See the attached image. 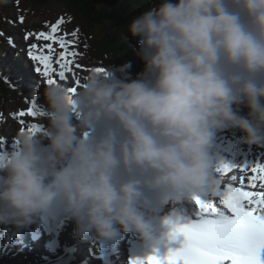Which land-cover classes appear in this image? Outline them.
<instances>
[{
	"label": "clouds",
	"instance_id": "obj_1",
	"mask_svg": "<svg viewBox=\"0 0 264 264\" xmlns=\"http://www.w3.org/2000/svg\"><path fill=\"white\" fill-rule=\"evenodd\" d=\"M127 31L144 72L93 67L75 92L46 83L44 128L18 131L16 149L0 151V225L16 235L59 207L81 238L135 232L155 248L145 190L216 192L225 128L264 146V0H160Z\"/></svg>",
	"mask_w": 264,
	"mask_h": 264
},
{
	"label": "snow or ice",
	"instance_id": "obj_2",
	"mask_svg": "<svg viewBox=\"0 0 264 264\" xmlns=\"http://www.w3.org/2000/svg\"><path fill=\"white\" fill-rule=\"evenodd\" d=\"M23 22V17L20 18ZM65 22L64 17H61L51 25L50 31L40 32L36 34V39H43L50 43L43 47L49 53L55 51L53 44H59L63 49L58 53L56 61L59 64L60 71L58 73L60 81L67 79L66 72H73L70 65L72 60H67L66 56L75 57V51L69 52L68 48L74 44V40H69V35L76 37L79 29L74 32H65L63 36H57L60 25ZM33 35L28 33L24 39H28ZM37 44H32L29 48V55L33 61H38L39 65L35 71L41 73L46 78L47 83L58 82L53 78L52 56L51 54H34L33 50L37 49ZM64 61V62H61ZM76 68L81 65L76 64ZM102 70V68H97ZM79 85L80 81H75ZM71 91H76V86H73ZM42 115L43 110L36 99H32L31 107L27 113L21 111V117L25 115L36 116ZM23 123V121H21ZM23 130V129H21ZM40 131V125L35 124L31 129ZM6 143L4 137H0V148H3ZM251 169L252 173H259L249 177V181L253 187L257 179L261 181L260 188L264 189V165H229L222 163L218 172L221 175L220 184L216 190L217 196L220 198V203L229 211L215 207L213 201L201 200L198 196L194 197L196 204L200 208L199 219L187 224L172 225L171 238L175 239L178 235L183 236L182 245L177 249H169L168 252L161 256L158 253L148 255L143 259L134 258L130 264H264V191H245L242 188L233 187L229 183L226 188L221 189L224 174L233 169L245 171ZM241 177V183H243ZM232 181L236 180V176L231 177Z\"/></svg>",
	"mask_w": 264,
	"mask_h": 264
},
{
	"label": "rangeland",
	"instance_id": "obj_3",
	"mask_svg": "<svg viewBox=\"0 0 264 264\" xmlns=\"http://www.w3.org/2000/svg\"><path fill=\"white\" fill-rule=\"evenodd\" d=\"M14 2H18L19 0H13ZM23 3L24 7H27L28 5L37 8L38 10H35L38 12L36 16H33V20H29V22L24 23V25L18 26L12 34H16L17 38L19 41L15 40L14 38L13 41L10 42L11 45H13L15 50H20L18 47L19 44H22L24 49L26 50V59H25V64L26 66H31V69L34 70L35 76L39 79L40 78L36 75L35 69L37 66L43 68L42 65H39L38 61H33L31 56L28 54L29 53V48L32 44H37V49H34L33 52L34 54H51L52 56V67L56 65V67H53V73L56 79L58 81L59 78V64L56 63L58 57V53L60 51H63L59 47V44H53V48L55 49L54 52L49 53L47 49H45L43 46L47 43H50L49 41H44L43 39L37 40L36 39V34L40 32H48L50 31L51 25L55 23L57 20H59L61 17H64L65 22L60 25V28L58 32L56 33L57 36H63L65 32L71 33L79 29V32L77 33L76 37H73L69 35L67 39L69 40H74L75 43L70 45L68 48L69 52L75 51L77 55L75 57H72L70 55L66 56L67 60H72V64L70 67H72L73 72L77 75L76 77L73 76L72 72H66V77L67 79L62 81L65 83H69L72 86H77L75 81L79 79L81 80V77L86 74L91 68L96 67V68H105L106 66H110V63L108 61H93L89 59L88 52H91L93 48V37L89 35L87 32V29L84 25V18H82L79 14L80 12H74L76 17H73L69 15L67 12V8L65 7V3L63 1L57 2L53 5H49L47 3H42L40 5H35L31 2V0H21ZM30 8V7H29ZM16 9L15 7L12 9L11 13L15 15L14 10ZM33 9V8H32ZM72 9V8H71ZM44 10V11H43ZM72 10H76L73 8ZM46 17L44 20H42L44 17ZM23 17V15L20 16V18ZM41 17V18H39ZM18 22H20L18 20ZM0 23H4V20L0 19ZM28 33H32L33 35L29 36L28 39H24V36L27 35ZM138 43V38L131 36L129 38V45L133 43ZM139 45V44H138ZM133 49V48H132ZM134 56L131 55V58L129 59L130 61L126 62V64H131V67L128 69L127 75L130 79H135L138 74L144 72L145 69V62L141 59L139 55V46L134 48ZM96 49H93V52ZM94 54L97 56V52H94ZM1 57V56H0ZM55 64H54V63ZM64 62V61H61ZM79 64L81 65L80 68H76L75 65ZM32 80L29 79V83L26 86L27 88L30 86ZM46 79H45V84L43 80L41 79V85H46ZM43 86V87H44ZM8 108L9 111H6L3 116H0V137H4V135L9 134V135H16L18 131L21 129L24 130L26 125H24V120L23 118L19 115L20 111H14L11 106ZM17 112V113H16ZM15 118L19 120V122L15 121ZM23 121V123H21ZM6 140V137H4ZM46 143V141H45ZM240 142L236 143L235 140L233 139H224L220 138L218 134H216L215 137V154L218 155L220 158L223 159L225 163H232V165H248V166H254V165H264V151L261 149L254 150L250 145ZM5 146V145H4ZM14 149H16V144H13ZM261 146H259L260 148ZM2 149V148H1ZM1 151H6L2 149ZM14 151V150H11ZM10 152V151H7ZM233 175L236 176V180H241V177L245 179V181L249 182V177L251 176H258L259 173H252L251 170H245L241 171L240 169H233L229 173V177H232ZM260 183L261 181L259 179L256 180L255 185L257 188H260Z\"/></svg>",
	"mask_w": 264,
	"mask_h": 264
},
{
	"label": "trees",
	"instance_id": "obj_4",
	"mask_svg": "<svg viewBox=\"0 0 264 264\" xmlns=\"http://www.w3.org/2000/svg\"><path fill=\"white\" fill-rule=\"evenodd\" d=\"M39 1H58V0H36ZM66 2V4L70 7V9L75 8L76 12H80V15L82 18H84L85 22L87 23V26L91 29L101 28L103 37H106V39H103L101 42H103V48L99 49L97 52L105 53L107 50L113 48V44L116 43V40H121V38L124 36V33L120 31V27L122 26L125 28L127 26L126 24V17H129V13L127 12V7L130 8L129 3L135 2L137 0H121L118 5H116L114 8H110L109 6L101 5L102 8H99L98 5H95L92 3L91 0H60ZM104 7V8H103ZM69 9V8H68ZM113 23L115 26L117 25L119 28H115V26L110 25ZM121 25V26H120ZM112 42V43H111ZM240 114L241 115H247L249 109L246 105L242 104L239 106ZM234 130L235 132H238V134H241L242 136H245V133H243L238 128H230ZM14 262H17V260H13Z\"/></svg>",
	"mask_w": 264,
	"mask_h": 264
},
{
	"label": "bare ground",
	"instance_id": "obj_5",
	"mask_svg": "<svg viewBox=\"0 0 264 264\" xmlns=\"http://www.w3.org/2000/svg\"><path fill=\"white\" fill-rule=\"evenodd\" d=\"M23 73L28 74V76H27L28 79L33 81L32 83H34V85H35V89H33L35 91V94H34V97L32 99H36L38 104L40 105V107L43 110L44 98H43L42 92H43V88H44L43 86L44 85H41V79L39 81V79L35 76V74H33L34 70L31 69V66H27ZM39 74H41V73H39ZM38 76L40 78H42L41 75H38ZM19 83H22V82L19 81L18 84ZM12 87L14 88V85H12ZM15 88L18 89L17 87H15ZM32 99H31V101H32ZM9 138L12 141L14 139L13 136H9ZM217 175H220V173H217ZM229 183H231L233 187L242 188L245 191H255L256 190L252 186V184L250 182L244 181L243 183H241L240 181L237 182V180L232 181L231 179H229V177H228V175L226 173V174H224V177H223V182L221 184V189L226 188V186ZM214 194H216V192L213 193V192H210L207 189H205V191L200 195V199L204 200V201L209 200L208 195L215 196ZM183 215L186 217V219L188 221H192V218L188 217L189 215H187L185 213ZM22 232H23V230H22ZM9 234L13 235L11 233H9ZM82 239L83 238H81L80 236H78V235L76 236V240L77 241L81 242ZM85 242H87V240H85ZM91 242H93L95 244L93 246V250L91 252L87 251L86 248L83 251L80 250L79 256L75 259L73 264H96L95 263V258L96 257H100L102 252H105L104 243L102 244L101 240H99L95 236V234H94V237L92 238ZM105 243H107V242H105ZM37 246H38V249L40 250V253H41L42 257L44 259H47L49 257L48 253L43 252L40 243H38ZM123 249L124 248H122L121 244H118L117 242L113 241V242H110L108 244L106 251H108V253H113L114 251H116V253H120L121 251H123ZM118 255H120V254H116V257H118V258H115L116 264H123V261H122L123 256H118ZM122 255H123V253H122Z\"/></svg>",
	"mask_w": 264,
	"mask_h": 264
},
{
	"label": "water",
	"instance_id": "obj_6",
	"mask_svg": "<svg viewBox=\"0 0 264 264\" xmlns=\"http://www.w3.org/2000/svg\"><path fill=\"white\" fill-rule=\"evenodd\" d=\"M47 264H50V262H47ZM64 264H66V263H64Z\"/></svg>",
	"mask_w": 264,
	"mask_h": 264
}]
</instances>
